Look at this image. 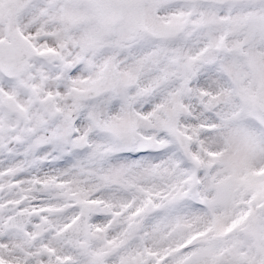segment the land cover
<instances>
[{"label":"snow or ice","instance_id":"snow-or-ice-1","mask_svg":"<svg viewBox=\"0 0 264 264\" xmlns=\"http://www.w3.org/2000/svg\"><path fill=\"white\" fill-rule=\"evenodd\" d=\"M0 264H264V0H0Z\"/></svg>","mask_w":264,"mask_h":264}]
</instances>
